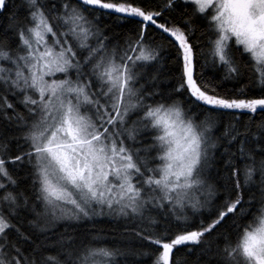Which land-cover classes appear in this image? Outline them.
<instances>
[{"label":"snow or ice","instance_id":"snow-or-ice-1","mask_svg":"<svg viewBox=\"0 0 264 264\" xmlns=\"http://www.w3.org/2000/svg\"><path fill=\"white\" fill-rule=\"evenodd\" d=\"M0 264H264V0H0Z\"/></svg>","mask_w":264,"mask_h":264},{"label":"trees","instance_id":"trees-1","mask_svg":"<svg viewBox=\"0 0 264 264\" xmlns=\"http://www.w3.org/2000/svg\"><path fill=\"white\" fill-rule=\"evenodd\" d=\"M119 31V29H116ZM166 44V41H165ZM226 87H231V84H227ZM230 117H225V121H227ZM246 119V117H245ZM95 228L98 231H102L104 235L109 236V240L107 241L108 243H111V231L113 225L110 223V221L107 218H96L95 223L89 222V221H84L82 226L79 228L78 233L81 237H84L86 234V230ZM63 230V229H61ZM181 251H184L183 249ZM180 253H177L179 255Z\"/></svg>","mask_w":264,"mask_h":264}]
</instances>
